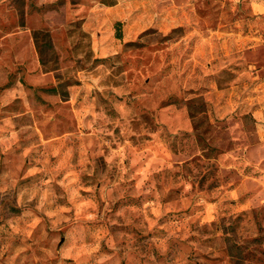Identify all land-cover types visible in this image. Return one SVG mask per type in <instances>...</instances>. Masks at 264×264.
Wrapping results in <instances>:
<instances>
[{
  "label": "rangeland",
  "instance_id": "1",
  "mask_svg": "<svg viewBox=\"0 0 264 264\" xmlns=\"http://www.w3.org/2000/svg\"><path fill=\"white\" fill-rule=\"evenodd\" d=\"M0 264H264V0H0Z\"/></svg>",
  "mask_w": 264,
  "mask_h": 264
},
{
  "label": "trees",
  "instance_id": "2",
  "mask_svg": "<svg viewBox=\"0 0 264 264\" xmlns=\"http://www.w3.org/2000/svg\"><path fill=\"white\" fill-rule=\"evenodd\" d=\"M118 25V27H120V23H118L117 24ZM121 31H118V38H121ZM37 36H38V33H35L34 34V39L37 41ZM50 91H53V92H55L56 91V88H52V89H50Z\"/></svg>",
  "mask_w": 264,
  "mask_h": 264
},
{
  "label": "crops",
  "instance_id": "3",
  "mask_svg": "<svg viewBox=\"0 0 264 264\" xmlns=\"http://www.w3.org/2000/svg\"><path fill=\"white\" fill-rule=\"evenodd\" d=\"M255 45H257V44H255Z\"/></svg>",
  "mask_w": 264,
  "mask_h": 264
}]
</instances>
